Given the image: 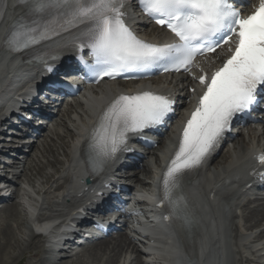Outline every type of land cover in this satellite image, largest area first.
<instances>
[{
  "label": "snow or ice",
  "instance_id": "6c2138e0",
  "mask_svg": "<svg viewBox=\"0 0 264 264\" xmlns=\"http://www.w3.org/2000/svg\"><path fill=\"white\" fill-rule=\"evenodd\" d=\"M19 2L29 11L7 34V49L33 50L42 53L38 59L55 60L63 48H89L95 63L88 64L83 56L80 60L97 82L157 66L164 71H190L197 55L214 52L236 38L223 65L210 78L199 76L205 91L162 180L161 206L165 202L170 206L168 218L175 214L187 220L186 201L178 195L181 176L199 165L236 114L251 112L264 88V0L247 16L234 7V0H139L144 13L177 37L176 43L164 45L139 39L126 25L123 9L129 0ZM3 7L4 0H0V17ZM172 111L168 97L152 92L116 97L90 134L89 159L94 170H102L115 158L127 144L128 133L162 124ZM258 159L264 163V155Z\"/></svg>",
  "mask_w": 264,
  "mask_h": 264
},
{
  "label": "rangeland",
  "instance_id": "374dc122",
  "mask_svg": "<svg viewBox=\"0 0 264 264\" xmlns=\"http://www.w3.org/2000/svg\"><path fill=\"white\" fill-rule=\"evenodd\" d=\"M61 119L63 120H61V122L64 123H61L62 129H59L61 134L60 138H57V142H55L56 146L55 144H52L51 146L47 145L46 151H44L43 145H39V151L37 150L31 155L28 173L30 178L29 186L32 190L31 195H33V197H30V199L34 198L35 192L38 193V190L42 187V184L45 185L46 181H50L52 176H54L56 168L66 160V155L68 154L67 150H69V145L73 137L70 135V131H72L73 134L76 129V123L72 122L70 118L67 117V115H64ZM46 142L47 141H43L41 143L47 144ZM50 147L52 148L53 153L50 152ZM59 147L63 148L58 150ZM226 154L227 150L223 152L220 161L214 164L213 168H218L222 164L224 161L222 158ZM41 166L42 169H40ZM12 209L14 210V207ZM13 210H10V207L7 205L3 209V212L5 215L11 216L10 218L12 219L15 215H18L17 212L13 214L16 209L14 211ZM253 212H256V210ZM19 219L20 218H18L16 221V225H12L11 222H9L12 220L0 224V264H116L117 260H115L114 255L119 256L121 252L120 250L118 251L120 244L119 246L117 244L120 242V240L119 238H115L105 242L104 244H93L88 246L86 248L87 256L83 257V260H81L82 258H69L60 263H55L54 261L46 262L42 253L40 239L35 238V236L32 234V231L27 226L26 220L21 222ZM247 220H249V218ZM101 246L102 249H98V247ZM112 249H116L113 251L117 252L112 253ZM100 251H102V253H99ZM104 251L111 252V257H113V259L111 257V259H107L108 257L100 259V255H104ZM37 252L40 253L39 256L34 255ZM96 253H99L100 255H95ZM131 254L135 253H132L131 249L129 248L127 255L129 256ZM128 261L127 264H140L138 256H136L134 260L129 258ZM230 264H238V261L234 255L230 256Z\"/></svg>",
  "mask_w": 264,
  "mask_h": 264
},
{
  "label": "bare ground",
  "instance_id": "6f19581e",
  "mask_svg": "<svg viewBox=\"0 0 264 264\" xmlns=\"http://www.w3.org/2000/svg\"><path fill=\"white\" fill-rule=\"evenodd\" d=\"M104 85V84H103ZM117 85H121V83H115L114 85L113 84H110L109 86L107 85V86H102L99 90H100V92L98 93V92H96L95 90H94V94H93V96H94V100H97V102H101V101H103V100H105V96H112V95H114L115 94V92L117 91ZM108 91H109V93H108ZM96 92V93H95ZM109 94V95H108ZM93 103H95V101L94 102H92L91 104H90V106L89 107H87V109H85L84 107V105H81V106H79V107H73L72 108V112H76L77 114H78V119L81 121V122H83V124H87L88 122H87V120H88V113H89V108H91L92 107V104ZM74 110V111H73ZM82 110V111H81ZM71 118V117H70ZM72 119V118H71ZM80 126V123H78V127ZM58 128H61V126H58ZM82 128V125L80 126V128H79V131H80V129ZM75 138H73V142H72V144H71V146H70V151L68 152V154H70V152H72V148H73V144H74V141H75V139L77 138L78 139V134H76L75 136H74ZM58 138H60V135H58ZM241 139L242 138H240V140L239 141H237L238 142V146H240V145H242V148H243V151H245L246 149H247V147H248V144L245 142V141H243V142H240L241 141ZM55 142H57V141H53V144H55V146H56V143ZM62 142H64V141H62ZM45 145V144H44ZM49 146H51V145H49ZM61 148H63V147H59L58 148V150L59 149H61ZM45 150H46V148H45ZM49 150H50V152H52L53 153V150H52V148L50 147L49 148ZM52 150V151H51ZM224 150V149H223ZM68 151V150H67ZM222 153V152H221ZM67 154V155H68ZM71 155V154H70ZM217 159V158H216ZM220 160H218V162H219ZM229 163H231V161L229 162ZM38 168V167H37ZM42 167H40V169H41ZM26 169H28V168H26ZM23 175V174H22ZM25 185H27V186H29L28 185V183H26ZM59 188H61V187H59ZM31 188H29V191L28 190H26L25 188H24V194L22 195V208H23V212L25 213V211L27 210V209H30V210H35L36 208V204L33 206V204L30 202V201H32L33 199H30V197H31ZM35 194H36V192H35ZM34 194V195H35ZM34 202V201H33ZM191 203V205L192 206H194V203L191 201L190 202ZM13 206H14V204H11L10 205V209L11 210H13L12 208H13ZM15 210V209H14ZM13 210V211H14ZM261 211V213H263L264 211L263 210H260ZM17 213H18V215H15V217L16 216H18L19 217V215H21V214H24V213H22V212H19L18 210L16 211ZM14 214V213H13ZM257 218V217H256ZM252 219L254 220V216L252 217ZM45 225L46 224H42V226H44L45 227ZM146 225V224H145ZM260 225H263V224H257L256 225V227L255 228H259V226ZM252 228H254V227H252ZM144 230H149L148 232H151V233H153L154 231H151V229L150 228H147V229H145V227H144ZM161 230H163V229H161ZM163 231H165V230H163ZM163 231H159V232H163ZM164 234H162V235H159L160 237H162ZM263 237H264V230L260 233V239H263ZM156 240H158V241H155L156 243H160L159 241H161V238H158V239H156ZM33 241V240H32ZM35 242V241H34ZM105 242L104 241H102V242H100L99 244H104ZM255 243V245H257L256 244V242H254ZM99 244H96V245H99ZM149 244H150V241H149ZM262 244L264 245V243L262 242ZM37 246V245H36ZM131 245H129V247H130ZM132 247V246H131ZM121 248V249H120ZM98 249H102V246L101 247H98ZM132 249H134V247H132ZM113 250H116V249H112V253L114 252V253H116L117 251H113ZM121 251L120 252V254H119V256H116V255H114V258H115V260H117L116 261V264H119V261L121 262V261H124V259H125V257H126V252H127V250H125L124 248H122V245H120L119 247H118V251ZM165 249L164 248H156V247H154L153 248V251H152V254H154V257L155 256H157L158 254H160V252H163ZM263 250H264V248H263ZM111 252H107V251H104V255H100L99 253H102V251H100L99 253H96L95 255H100V259L102 258H104V257H108L107 259H113V257H111ZM260 252H262V251H259V250H257L256 251V254H260L259 256H260V259H263L264 258V255L262 256L261 255V253ZM94 255V256H95ZM254 256H257V255H255L254 254ZM111 257V258H110ZM77 258H82L81 260H83V257L80 255V256H78ZM150 258H152V256L150 255ZM119 260V261H118ZM245 260H246V258H245ZM113 261V260H112ZM247 262V261H246Z\"/></svg>",
  "mask_w": 264,
  "mask_h": 264
}]
</instances>
